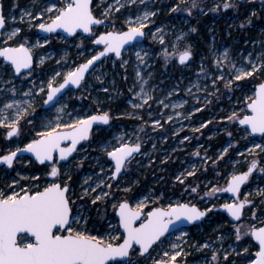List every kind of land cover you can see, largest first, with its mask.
<instances>
[{"label":"rangeland","instance_id":"obj_1","mask_svg":"<svg viewBox=\"0 0 264 264\" xmlns=\"http://www.w3.org/2000/svg\"><path fill=\"white\" fill-rule=\"evenodd\" d=\"M56 2L62 7L66 0H0L3 5L6 19V29L4 32L11 31L19 27L21 32L9 41L10 46H16L17 43L26 42L33 51L35 65L31 75L28 71L21 75H13V70L3 58L0 57V89L5 91L0 92V107L3 102L11 96L7 92L8 88L15 86L17 89L16 99L31 100L34 105V111L30 109L31 115L26 119H31L32 123L27 124L26 121L21 122V135L13 137L10 141H6L5 130L0 129V154L8 148L15 149L16 146L23 147L30 139L35 137V133L43 131L42 125L49 120H55L57 115L56 108L65 107V112L61 114V122H71L68 114L72 117H85L94 115V113L109 112L112 121L104 127H96L89 139L76 151L74 157L69 161H63L60 165V179L48 176L47 173L51 170V165L45 168H37L35 161L29 156H20L17 162H14L11 168L6 166L0 167V190L10 194L11 190L20 191V187L32 188L33 185H39L42 190L48 183L68 181V177L64 175L67 171L71 175L70 184L74 195L72 199L75 201L73 212L77 211L88 218L87 227L92 231L93 235L111 234L122 235L119 228V220L117 218L116 209L113 204L124 200V189L134 188L140 185L148 177L151 172L150 182L142 183L139 189V194L130 201L133 207L137 202L144 197H150L146 201V211H150L156 205L153 201H161V206H168L177 202L196 203L204 208H213L217 205L230 203L234 199L227 194L222 195L216 192L210 198L206 197V193L213 188L224 187L232 174L243 171L244 167L253 158L260 160V166L264 167V153L258 157H253L246 152V148L252 147L253 143H264V136H249L246 131L239 132L235 128V123L228 121L227 116L234 111L243 117L250 112L246 109L245 97L251 96L254 90V85L264 81V75L257 74L261 81L253 79L249 84L242 83L241 89H233L228 91L223 87V83H218L219 92H215L212 87V77L219 75L214 64V53L219 55L225 48L229 50L230 56L240 63L243 57H247L249 52L254 55L264 51V7L261 6L262 0H247L246 3H238V8H229L227 10L221 8L219 11H209L214 8L217 3H222L224 0H201L200 8L194 9L189 15L185 11L172 12L170 8L175 5L178 0H136L135 3H127L118 13L109 17L110 23L105 20L104 25L94 27L90 35L79 33L70 38H66L62 34L44 36L39 33V28L36 24L45 22L49 14H45L40 20H33L29 23L28 17L21 16L25 12H32L36 15L48 4ZM113 0H95L93 11L98 18L101 13ZM187 5H181L186 7ZM239 10L242 13L240 16ZM144 11H155L156 16L151 18L148 23L146 38L144 42L135 43L133 46L126 48L121 57H116L114 53L106 57L92 70L88 77L83 82L81 88L71 89L61 97L59 103L50 108L43 107V100L46 94L38 92V89L45 86L56 72H60L61 76L57 77L56 83L63 80V76L70 70L87 61L92 55L99 50V47L94 43L96 37L106 31H122L126 30L125 21L132 17L141 15ZM255 12L252 16V23L247 24L243 28L240 27L242 21ZM208 16V17H207ZM15 17V20L12 18ZM200 17L202 24H199ZM196 28L195 32L190 31L191 28ZM161 29L157 33L156 29ZM153 33L156 38H153ZM164 37V43L159 42L160 36ZM196 35V38H193ZM179 37V39H177ZM49 40L48 44H44V39ZM6 37H2L0 47L5 46L2 41ZM39 44L42 46L33 47ZM201 43V45H200ZM190 45L192 50V58L188 64H181L178 61V55L173 54L165 59L164 50L168 53H179ZM204 45V46H203ZM201 47V48H199ZM140 52L143 57V62L137 59L136 53ZM147 53V55H145ZM44 59V63L40 64V59ZM126 60L127 64L123 61ZM201 66L205 72H201ZM139 71L143 79L148 83L144 85L145 91L149 92L153 97L148 101L143 108L135 109L133 104H139L142 101L135 95L140 90L141 81L136 79V72ZM224 71H227L225 66ZM151 74V75H149ZM99 77V79H97ZM5 80H10V84H5ZM199 84V90L193 85ZM206 88V90H205ZM32 90L31 97H24L20 94ZM107 89V91H105ZM131 89V91H130ZM191 89V92L188 91ZM47 91V89H46ZM172 92L171 96L168 93ZM215 93L214 95H209ZM226 94V103L217 105V100L221 99L222 94ZM126 105L115 115L112 114V104L125 97ZM163 100L169 107L164 108L158 101ZM186 101V103H184ZM213 101H216L215 103ZM173 104H182V107L173 108ZM216 107V110H212ZM200 108L201 111H195ZM244 109V111H241ZM223 112L222 116L218 113ZM151 113V116L149 115ZM182 113L183 115H177ZM191 113V115H189ZM10 114V113H9ZM168 116L173 119L169 121ZM131 117L137 122H121L119 118ZM187 117V118H185ZM155 120H160L162 126H156ZM211 121V123H208ZM206 124V127H201ZM210 127L207 134L204 135V129ZM237 127L242 128L241 125ZM235 128V130H233ZM194 129H200L194 131ZM171 131V135L167 131ZM225 132L224 142L217 147L216 153H210L212 144L207 143V138H213ZM231 132L232 136L227 133ZM124 136L129 142L135 143L137 140L144 149L135 156L131 163L127 165L125 172L116 180H107V183L112 185L111 195L104 201H98L97 204L91 203V196L81 194L84 187V181L88 177H92L88 183L94 186V181L98 178H105L110 175L109 169L112 168L113 162L106 156L103 148L108 147L111 150L112 146H118L120 137ZM189 137L184 140V137ZM232 144L233 147L228 148ZM224 148L231 151V155L225 160V153L222 157L223 161H228L232 166L230 172L225 177H221L224 170V164L219 167V162L222 159H217ZM181 149H186L179 153ZM209 150V151H208ZM199 155H195L196 152ZM258 151V150H257ZM239 153H244L243 156ZM210 158V159H208ZM206 161V163H205ZM216 161V163H213ZM156 162V164H154ZM79 165V167H77ZM43 167V166H42ZM103 167L105 173L101 174L100 169ZM195 167L196 173L200 174L201 178H194L192 188H197V192L193 193L189 189L191 185L185 183L181 189V193L177 194L173 190L178 184L175 177L185 171H192ZM210 168H213V175H206ZM246 169V168H245ZM19 173V176L17 175ZM38 176L39 180L32 181L24 180L20 177ZM252 179L245 186L241 193L244 198L246 194L252 203L246 210L244 220L238 224L243 225L247 229L251 225L256 227L262 226L261 221H264V172H260L259 168L252 175ZM193 177V176H190ZM189 177H187L188 179ZM186 179V180H187ZM13 180L19 181L18 185L13 186ZM185 180V182H186ZM168 184L165 186V182ZM11 186V187H10ZM187 189V190H186ZM100 189H97L99 192ZM104 191H108L107 188ZM152 206L147 208V206ZM255 212V218L252 213ZM217 218V212H213L202 223L196 224L195 227H185L184 229L174 231V233L163 239L164 243L156 247L150 256L137 257L132 255L133 260H139L140 264H152L153 259H159L162 251H169L170 244L179 243L186 254L183 258L178 257L181 262L187 264H212L211 252L213 249L231 251L236 248L242 252L243 248H248V253H243L241 256L235 254L229 256V264H247L246 257L251 256L253 259L258 247L251 238V235L243 236L241 241L235 240L234 222L228 218ZM119 228L118 231H113L112 228ZM181 232L187 233L186 236L180 237ZM28 236V235H27ZM218 236H223V240L217 239ZM205 242L211 245L210 248L200 249L199 245ZM115 264V262H112ZM219 264H227L221 259Z\"/></svg>","mask_w":264,"mask_h":264},{"label":"snow or ice","instance_id":"obj_2","mask_svg":"<svg viewBox=\"0 0 264 264\" xmlns=\"http://www.w3.org/2000/svg\"><path fill=\"white\" fill-rule=\"evenodd\" d=\"M129 2L135 3L136 0H113L101 13L102 18H97L93 14L92 0H66L62 7L58 6L56 2H52L36 15H33L32 12H25L21 16V20L24 19V16H27L29 23H31L33 20H40L47 13L49 14L47 21L36 24V27L45 33H53L57 29H62L69 34L76 33L77 29L91 33L94 25H104L105 20H109L110 16L118 13ZM140 3H144V0H140ZM181 5L187 6L181 7ZM200 5L201 0H178L170 8V11H185L191 15L194 9L200 8ZM261 6L264 7V0H262ZM221 8L225 10L238 8V4L235 0H224L222 3H217L209 11H219ZM200 10L203 12L202 8ZM255 15L256 13L252 12L246 18V21L241 22L240 27L243 28L245 23L251 24L252 16ZM155 16V11H144L141 15L135 16L134 19L129 17L124 22L127 27L126 31H106L99 34L94 43L96 45H103L101 51L92 55L90 59L73 70L68 71L63 76L62 83H56L57 77L61 76L60 72H56L45 86L38 89V92L46 94L43 105L55 106L59 103L58 94L62 93V90L69 84L76 85L77 87L81 86V81L84 80L85 74L88 72L90 66L94 65V62L107 57L109 53H114L116 57H121L122 49H124L125 45L143 37L145 35L144 29L151 22V18ZM12 19L15 20V17ZM109 22L114 24V21L109 20ZM5 24L6 19L2 13V8H0V30L5 28ZM190 31L195 32L196 28L193 27ZM20 32L21 29L19 27L8 32L0 31V37H6L2 41L5 46L0 47V57L10 62L9 66L13 70V75L20 74L24 69H27L28 74L31 75L33 58L31 49L26 47V42L17 43L16 46H10L8 43L9 41H13ZM156 32H161V29L157 28ZM153 38H156L155 33H153ZM159 42L161 44L164 43L162 35L159 37ZM48 43L49 40L45 38L44 44ZM36 46L42 45L37 41V44L33 45V47ZM173 54L178 55L181 64L189 61L193 55L190 45L186 46L179 53H168L167 49L164 50L166 60ZM214 56V64L219 71V75L212 77V87L215 89V92H219L218 83L222 82L226 90L232 91L234 88L241 89L243 87L240 82L254 78L257 74L264 75V51H261L257 55L249 52L248 56L243 57L240 63H237L230 56L227 48L219 55H215L214 53ZM136 57L143 62L140 52L136 53ZM43 63L44 59L41 58L40 64ZM123 63L127 64V61L124 60ZM225 66L227 67L226 72L224 71ZM201 72H205L203 66H201ZM136 79L141 81V83L140 90L135 95L142 102L133 104L132 107L140 109L148 104V101L152 100L153 97L149 92L145 91L144 85L148 81L143 79L139 71L136 72ZM4 83L10 84L11 81L5 80ZM193 86L198 90L200 88L199 84ZM3 91L5 90L0 89V92ZM188 91L191 92V89H188ZM7 92L11 93V96L0 107V129L5 130V140L10 141L13 137L21 135L22 121H26L27 124L32 123L31 119L26 118L31 115L30 109L34 111V105L31 100L14 98L17 95L15 86L8 88ZM172 94V92H169L168 96ZM214 94L210 93L209 95ZM20 95L31 97L33 92L29 89ZM244 99L246 109L250 110V114L244 115L241 118L240 114L234 111L226 119L238 122L239 125H246L247 128L243 129V131H246L249 136L254 133H260L264 136V81L255 84L252 95L246 96ZM158 103L164 108L169 107L163 100L158 101ZM182 106V104L172 105L173 108ZM65 107L56 108L57 115L55 120H49L46 124L42 125L44 130L36 132L35 137L30 139L23 147L16 146L14 150L8 148L4 151V154H0V164L11 168L14 162H17L18 154L29 152L34 154L36 161L41 165L45 164V162H50L52 167L47 175L60 179V169L56 165L60 161H66L77 150V145L80 141L88 139L94 123L99 121L107 124L112 119L107 111L99 115H87L83 118L72 117L69 113L68 116L71 122L62 123L61 114L65 112ZM195 111H201V109L197 108ZM241 111H244V109ZM149 115L151 116V113ZM177 115L183 114L177 113ZM167 119L171 121L173 117L168 116ZM208 123H211V121H208ZM154 124L162 126L160 120H155ZM206 126V124L201 125V127ZM199 130L194 129V131ZM227 135L231 137L232 133L228 132ZM188 139L189 137H184V140ZM65 141L69 142L68 145L62 146ZM231 147L233 145L229 144L228 148ZM228 148H224L217 159H222L223 155L227 153ZM140 149L141 143L139 140L131 143L123 135L120 137L118 146H112L111 150H108V147L105 146L103 151L113 162L112 168L109 169L111 174L105 178H98L94 181V186L88 183L92 180V177L86 178L84 184H88V187L83 188L80 198L91 196L95 193L91 199L93 205L97 204L98 201H104L109 198L112 185L107 183V180L117 179L122 170H125L127 165L131 163L134 155L140 152ZM246 152L253 157H258L264 153V143H253L252 147L246 148ZM57 154L58 160L55 158ZM199 154L198 151L195 153V155ZM239 155L243 156L244 153H239ZM245 162L248 164L247 170L239 172V174H232L227 188H213L206 193L209 197L214 196L216 192L220 191L232 193L236 197L233 202L225 203L220 207L226 209L230 216L237 221L241 220L245 207L252 203L248 199V195L250 194H246L243 200L239 199L238 194L241 186L249 180V177L257 170L260 164V160L256 158H253L250 162L247 160ZM213 163H216V161H213ZM259 171L264 172V167H259ZM100 173H105L103 167H101ZM195 173L196 170L193 167L192 171L179 173L175 177V181L183 185L187 177L194 176ZM17 175L19 176V173ZM64 175L68 177V181H71L72 177L67 171ZM20 178L32 181L39 180L38 176ZM68 181L64 183H48L42 190L39 189V185H33L32 188L20 187L19 192L11 190L10 194L0 190V264H112V262H115V264H140L139 260L132 259L133 254L137 257L150 256L151 251L155 250L154 246L159 247L164 243L161 238L177 222L191 223L199 221L206 217L215 207L213 205V208L201 210L195 204L177 202L169 204L166 209L154 207L150 211L144 212L143 209L146 207V201L150 197L146 196L139 200L135 208L132 207L127 199H124L112 205L118 211L119 228L123 229V234L115 236L111 234L93 235L92 231L87 227L88 218L79 212L80 206H77L75 213L73 212L72 206L75 204V201L72 197L74 192ZM18 183L19 181L13 180L12 185H18ZM105 188L108 191H104ZM97 189H100V191L97 192ZM124 191L128 192L131 189L127 188ZM191 192H197V188H191ZM262 193H264V190H261V193L258 194ZM252 217L255 218V212L252 213ZM141 218H143L142 222L137 226V221L141 220ZM260 223L264 224V221ZM109 227L113 231L119 230V228L112 225H109ZM234 228L236 241H241L243 236L250 234L259 242V250L255 253V258L252 259L251 256L246 257L247 264H264V226L256 227L255 225H251L247 229H244L243 225L237 224L234 225ZM23 234H30V236ZM186 235L187 233L181 232L180 237L182 238ZM217 239L223 240V236H218ZM137 245L139 246L138 248L134 247ZM210 247L211 245L207 242L199 245L200 249ZM169 248V251H162L159 254V259H153L152 264H178L177 258H183L186 255L179 243H172ZM243 253H248V248H243L242 252L237 251L236 248H232L230 252L213 249L211 252V262L212 264H219L221 259L224 262H228L229 256L233 254L241 256Z\"/></svg>","mask_w":264,"mask_h":264},{"label":"water","instance_id":"obj_3","mask_svg":"<svg viewBox=\"0 0 264 264\" xmlns=\"http://www.w3.org/2000/svg\"><path fill=\"white\" fill-rule=\"evenodd\" d=\"M239 1V0H238ZM240 1H244V0H240ZM93 0H92V10H93ZM0 8H2V13H3V5L2 4H0ZM93 14L96 16V14H95V12L93 11ZM4 15V14H3ZM5 16V15H4ZM97 17V16H96ZM98 18V17H97ZM106 23V22H105ZM100 25H94L93 26V28L94 27H99ZM7 26H6V24H5V28H6ZM4 28V29H5ZM4 29H2V30H0V31H3L4 32ZM93 30V29H92ZM127 30V29H126ZM126 30H122V31H126ZM39 31V33L40 34H42V35H44V36H50V35H57L58 33H60V34H63L65 37H67V38H69V37H73V36H75V35H78L79 33H84L85 35H90V33H86V32H84L82 29H77V31H76V33H74V34H69V33H67V32H65L64 30H62V29H57L55 32H53V33H45V32H43V31H41L40 29L38 30ZM111 31H115V30H111ZM116 32H119V31H116ZM144 32H145V35L143 36V37H140V38H138L136 41H132V42H130V44H126L125 45V47H124V49H122V52L126 49V48H128V47H130V46H133V44H135V43H139V42H144V39H145V37H146V31H145V29H144ZM1 39H2V37H0V41H1ZM97 46H99V47H102L99 51H101L102 49H103V45H97ZM26 47H29L30 48V46H27L26 45ZM31 49V48H30ZM98 51V52H99ZM98 52H96V53H98ZM95 53V54H96ZM31 54H32V58H33V63H32V69H33V67H34V65H35V59H36V57H34V54H33V51L31 50ZM123 54V53H122ZM110 55H112V53H109L108 54V56H110ZM107 56V57H108ZM1 58H3V57H1ZM106 58V57H105ZM192 58V57H191ZM190 58V59H191ZM4 59V58H3ZM104 58H101V60L100 61H97V62H94V65L93 66H90V68H89V70H88V72L85 74V78H84V80L83 81H81V86H82V84H83V82L86 80V78L88 77V74H90L91 72H92V70L97 66V64L99 63V62H101L102 60H103ZM178 61H179V58H178ZM7 62V61H6ZM86 62V61H85ZM188 62L189 61H187V62H185L184 63V65L185 64H188ZM8 64H10V62H7ZM82 63H84V62H82ZM81 63V64H82ZM28 70L27 69H24V70H22L21 71V73L20 74H16V75H21V74H23V73H25V72H27ZM63 82V80L60 82V83H62ZM81 86H79V87H77L76 85H72V84H69L65 89H63L62 90V93H60V94H58V97H59V101L61 100V97L64 95V94H66L68 91H70L71 89H79V88H81ZM46 98V97H45ZM43 107L44 108H50L51 106H44L43 105ZM249 112H250V110H248ZM99 114H102V113H94V115H99ZM250 114V113H249ZM245 115H248V114H245ZM111 116V115H110ZM242 118V117H241ZM112 121V119L107 123V124H109L110 122ZM107 124H104L103 122H96V123H94L93 124V126H92V128H91V130H90V133H89V137H88V139L91 137V135H92V133L94 132V129L96 128V127H98V126H100V127H104L105 125H107ZM241 127L242 128H247V126L246 125H241ZM253 136H262L260 133H254V134H252ZM87 140V139H86ZM86 140H82V141H80V143L77 145V150L79 149V147L84 143V141H86ZM68 141H65V142H63V145L62 146H67L68 145ZM76 150V151H77ZM76 151L75 152H73L72 154H71V156L70 157H68V159L66 160V161H69L72 157H74V155H75V153H76ZM142 151V144H141V149H140V152ZM139 152V153H140ZM135 155H138V153H136ZM134 155V156H135ZM20 156H29V157H32L33 159H34V161L37 163V164H39V162H37L36 161V159H35V156H34V154H32V153H29V152H24V153H22V154H18V158L20 157ZM57 160L59 159V157H58V154H57V156L55 157ZM109 158V157H108ZM109 160L111 161V159L109 158ZM65 161V162H66ZM45 163H47V164H51L50 162H45ZM63 163V161H60L58 164H62ZM41 165V164H40ZM1 166H6V165H3V164H0V167ZM7 167V166H6ZM8 168V167H7ZM247 170V169H246ZM256 171V170H255ZM254 171V172H255ZM253 172V173H254ZM124 173V170H122V173L120 174V175H122ZM252 173V174H253ZM236 174H239V172H237ZM119 175V176H120ZM251 177H252V175L249 177V180L248 181H246L245 182V184L244 185H242L241 186V189H240V192H239V194H238V196H239V199H241V200H243L241 197H240V194H241V192H242V190L245 188L244 186L245 185H247V183L250 181V179H251ZM119 178V177H118ZM117 178V179H118ZM117 179H115V181L117 180ZM58 183H60V182H58ZM227 186H228V183H227V185H225V187H224V189L225 188H227ZM223 193H227L231 198H236V197H234L233 196V194L232 193H230V192H224L223 191ZM130 203V202H129ZM183 203H188V202H183ZM131 205H132V203H130ZM199 209H201V210H204L203 208H201L198 204H196V203H194ZM221 205H223V204H221ZM221 205H219L218 206V210H220V211H222V212H225L226 214H228V216H229V218L231 219V220H233V221H235V222H238L237 220H235V218H233V217H231L230 216V214L227 212V210L226 209H223L222 207H220ZM132 207H133V205H132ZM156 207H162V208H167V207H164V206H156ZM133 208H135V207H133ZM154 208V207H153ZM245 210V209H244ZM244 210H243V214H244ZM143 211H144V209H143ZM145 212V211H144ZM115 214H117V218H118V220H119V217H118V211L116 210V213ZM209 214L210 213H208V215L206 216V217H208L209 216ZM206 217H204V218H202L201 220H199V221H195V222H191V223H189V222H183V223H180V222H177L173 227H171L170 229H169V231L165 234V236H167V235H170V234H172L174 231H177V230H181V229H184L185 227H192V226H195V224H198V223H202L204 220H205V218ZM242 217H243V215H242ZM241 217V218H242ZM142 219L143 218H141V220H139V221H137V226L139 225V223L140 222H142ZM262 226H264V225H262ZM259 227H261V226H259ZM121 230H122V233H123V229L121 228ZM23 235H28V236H30V234H23ZM164 236V237H165ZM161 239H163V237L161 238ZM253 240H255V238L253 237ZM255 242L258 244V246H259V242L258 241H256L255 240ZM134 247H136V248H138L139 246L137 245V246H134ZM117 259H126V258H117ZM178 264H185V263H183V262H180V261H178Z\"/></svg>","mask_w":264,"mask_h":264},{"label":"trees","instance_id":"obj_4","mask_svg":"<svg viewBox=\"0 0 264 264\" xmlns=\"http://www.w3.org/2000/svg\"><path fill=\"white\" fill-rule=\"evenodd\" d=\"M240 3H242V2H240ZM238 13H240V16H242V13H241V11L239 10V12ZM208 17V16H207ZM207 17H200V21H199V24H202V22H201V19H203V18H207ZM193 38L195 39L196 38V35H193ZM200 45H201V43H200ZM204 46V45H203ZM199 48H201V47H199ZM253 79H257L258 81H261V78L260 77H254ZM253 79H248V80H245V81H243V83H247V84H249V82L250 81H253ZM225 96H226V94L224 93V94H222V97H221V99H219V100H217V102L216 101H213L214 103L216 102L217 103V105H220V104H222V103H226V98H225ZM125 98H126V96L125 97H123L122 99H120V100H118V101H115L113 104H112V106L114 107V108H112L113 110H112V114L113 115H115L118 111H120L122 108H124V106L126 105V102H125ZM212 110H216V107L214 108L213 107V109ZM224 113L223 112H219L218 113V115L219 116H222ZM120 120H121V122H124V123H128V122H137L138 121V119L137 120H135V119H133V118H131V117H128V118H119ZM233 123H235V128L237 129H239V132H243V129H241L240 127H237V125H238V122H233ZM235 128L233 129V130H235ZM209 129H210V127H207V128H205L204 129V135L205 134H207V132L209 131ZM167 133L169 134V137H170V135H171V131L169 130V131H167ZM225 137H226V135H225V132H223V133H221V134H218L217 136H213V138H207L206 140H207V143H211L212 144V150L211 151H209L210 153H213V152H215L216 153V151H217V147L218 146H220L223 142H224V139H225ZM144 149H149L148 148V146L147 145H145L144 147H143ZM186 149H181L180 151H179V153H181V152H184ZM232 153H231V151H229L227 154H225L224 156V158H225V160L227 159V157L229 156V155H231ZM154 164H156V162H154ZM222 164H224L225 166H224V170H223V173L221 174V177H225V176H227V174L230 172V170H231V168H232V166H230V164L228 163V161H223V159L219 162V167H221L222 166ZM36 166H37V168H41L42 166H39V165H37V164H35ZM245 168L246 167H244L243 168V170H245ZM213 168H210L209 169V171L206 173V175H210V176H212L213 175ZM194 178H201V175L200 174H195L193 177H189L187 180H186V182L185 183H187L188 185H191L190 187H189V189L191 190V188H192V184H194ZM150 179H151V172L148 174V177L147 178H145V179H141V181H143L142 183H147V182H150ZM142 183H140V185H137V186H135L134 188H132L131 189V191H128V192H125V199H127L129 202L131 201V200H133L135 197H136V195L137 194H139L140 192H139V189H140V187L142 186ZM166 184H165V186L168 184V182L166 181L165 182ZM184 183V184H185ZM0 184H1V181H0ZM117 184V181H115L114 182V185H116ZM179 184V183H178ZM183 184V185H184ZM183 185H178L176 188H174L173 190L175 191V193H177V194H180L181 192V189H182V187H183ZM168 186H169V184H168ZM160 204H162V202L160 201H155L153 204H151V205H160ZM147 206V208H151L152 206ZM213 212H217V218H223V219H225V220H227L226 219V217H225V215L223 214V213H221L219 210H216V211H213ZM255 246V248H256V244L254 245ZM155 249H156V246L154 247ZM155 251V250H154ZM153 252V251H152ZM160 258V257H159ZM229 262H230V259L228 260V262H226L227 264H229Z\"/></svg>","mask_w":264,"mask_h":264},{"label":"flooded vegetation","instance_id":"obj_5","mask_svg":"<svg viewBox=\"0 0 264 264\" xmlns=\"http://www.w3.org/2000/svg\"><path fill=\"white\" fill-rule=\"evenodd\" d=\"M93 1L95 2V0H93ZM235 1H237L238 3H239V2H244V3H246L247 0H244V1H238V0H235ZM94 2H93V7H94ZM3 9H4V8H3ZM3 11H4V10H3ZM94 12H95V11H94ZM5 29H6V28H5ZM5 29H4V30H5ZM145 31H147V30L145 29ZM97 47H99V46H97ZM101 48H102V47H99V50H100ZM99 50H98V51H99ZM45 97H46V96H45ZM35 164H37V163H35ZM37 165H39V166H43V167H41V169H42V168H45L47 165H51V167H52V164H47V163H45V164H43V165H40V164H37ZM60 165H61V164H57L56 166H57L58 168H60ZM259 166H260V165H259ZM259 166H258V168H259ZM258 168H257V169H258ZM246 169H247V167H246ZM246 169L243 170V171H246ZM256 171H257V170H256ZM240 172H242V171H240ZM261 173H262V172H261ZM249 182H250V181H249ZM249 182H248V183H249ZM248 183H247V184H248ZM245 186H247V185H245ZM245 186H244V187H245ZM224 187H225V186H224ZM224 187H222L221 189H224ZM243 190H244V189H243ZM241 193H242V192H241ZM220 194H222V195H226L227 193L225 194V193H223V191H220ZM205 195H206V194H205ZM227 195H228V194H227ZM228 196H229V195H228ZM206 197H207V198H210V197L207 196V195H206ZM229 197H230V196H229ZM230 198H231V197H230ZM241 198H242V197H241ZM233 199H234V198H233ZM249 200H250V199H249ZM232 202H233V201H232ZM230 203H231V202H230ZM193 204H194V203H193ZM157 206H161V205H157ZM199 206H201V205H199ZM218 206H219V205H217L216 207H214L213 210L210 212L209 215H211V214L213 213V211L218 210ZM248 206H249V205H247V206L245 207L243 217H242L241 220L238 221V222H235V221L231 220V219L229 218L228 214H226L225 212H222V211H220V210H219V211H220L221 213H223V214L225 215V217L228 218L231 222H234L235 224H238L239 222H242V221L244 220L243 218H244V216H245L246 210L248 209ZM154 207H155V206H154ZM201 207H202V206H201ZM202 208H204V207H202ZM204 209H205V208H204ZM145 212H147V211L145 210ZM198 224H199V223H198ZM195 225H196V224H195ZM193 227H195V226H193ZM190 228H192V227H190ZM121 231H122V230H121ZM172 234H173V233H172ZM172 234H170V235H172ZM170 235H167V236L163 237V239H164V240L167 239V237L170 236ZM251 238H252V240H253V237H252V236H251ZM163 239H162V240H163ZM253 241H254V243H255V244L257 245V247H258L257 249H259L258 244L255 242V240H253ZM151 252H152V251H151ZM152 253H153V252H152ZM254 258H255V257H254ZM254 258H253V259H254ZM177 260L180 261L179 259H177ZM180 262H181V261H180ZM185 264H187V263H185Z\"/></svg>","mask_w":264,"mask_h":264}]
</instances>
